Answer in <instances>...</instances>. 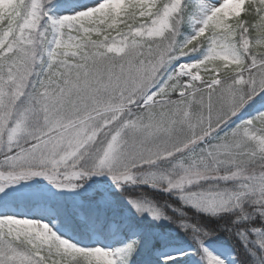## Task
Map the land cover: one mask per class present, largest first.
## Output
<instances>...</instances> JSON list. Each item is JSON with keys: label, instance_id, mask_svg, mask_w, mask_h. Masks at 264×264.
<instances>
[{"label": "snow or ice", "instance_id": "1", "mask_svg": "<svg viewBox=\"0 0 264 264\" xmlns=\"http://www.w3.org/2000/svg\"><path fill=\"white\" fill-rule=\"evenodd\" d=\"M0 264H264V0H0Z\"/></svg>", "mask_w": 264, "mask_h": 264}, {"label": "trees", "instance_id": "2", "mask_svg": "<svg viewBox=\"0 0 264 264\" xmlns=\"http://www.w3.org/2000/svg\"><path fill=\"white\" fill-rule=\"evenodd\" d=\"M161 195H163V194H161Z\"/></svg>", "mask_w": 264, "mask_h": 264}]
</instances>
